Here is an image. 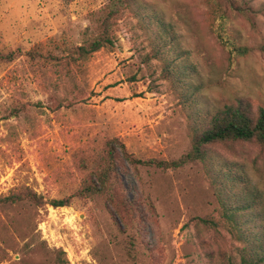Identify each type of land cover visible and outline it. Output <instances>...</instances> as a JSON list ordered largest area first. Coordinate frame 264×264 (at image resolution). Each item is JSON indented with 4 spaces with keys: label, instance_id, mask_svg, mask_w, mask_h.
<instances>
[{
    "label": "rangeland",
    "instance_id": "374dc122",
    "mask_svg": "<svg viewBox=\"0 0 264 264\" xmlns=\"http://www.w3.org/2000/svg\"><path fill=\"white\" fill-rule=\"evenodd\" d=\"M108 1L0 0V198L26 188L46 201L73 197L108 138L139 159L174 161L225 106L264 108V0H248L252 20L226 0H135L114 46L76 69L81 100L53 112L45 77L68 48L93 39ZM151 13L173 25V40L147 24ZM214 30L251 52L231 55ZM140 177L125 181L130 197L151 200L156 215L143 204L142 227L125 233L98 197L0 207V264H242L251 240L264 245L257 147H216L204 162L141 168Z\"/></svg>",
    "mask_w": 264,
    "mask_h": 264
},
{
    "label": "trees",
    "instance_id": "16d2710c",
    "mask_svg": "<svg viewBox=\"0 0 264 264\" xmlns=\"http://www.w3.org/2000/svg\"><path fill=\"white\" fill-rule=\"evenodd\" d=\"M226 2L232 11L252 20L254 11L248 0H226ZM134 3L135 0H109L97 19L93 39L68 48L63 57L57 58L58 62L53 67L52 76L45 77L49 84L53 112L71 106L73 102L70 97L73 95L75 99L81 100L83 93L80 94L76 69L82 67V64L92 55L114 46V32L118 20ZM151 16L152 19H149L147 24L158 25L163 31L160 36L165 35L173 40V25L164 23L156 13H151ZM226 17L227 13L218 21L224 22ZM213 32L221 45L231 48V55L245 56L251 52L249 48L235 46L230 40H226L222 34L223 31L214 30ZM259 51L264 55V47H261ZM188 70H190L191 78H195L196 75H192L195 69L188 67ZM55 76L59 77L60 83L54 84L53 80L57 79ZM240 145L257 147L264 156V108H260L255 113L252 107L245 103L225 106L210 119L207 127L193 135L190 152L174 161L139 159L129 151L120 138H108L98 152L94 169L88 170L73 197L46 201L34 190L26 188L0 198V207L29 204L41 211L48 206L55 209L70 207L72 198L92 200L98 197L104 200L118 228L125 233L138 228L140 224L142 227L143 204L156 215V209L151 200L147 202L148 204L146 202L138 204L136 199L130 197L128 187L125 185L126 180L141 181V168H155L163 172L176 171L189 164L204 162L213 148L234 150ZM81 166L83 170L89 169V164L84 160L81 161ZM242 186L245 189L248 188V184ZM256 218L264 224V213L258 214ZM233 221L235 220L231 222ZM203 222L208 224L207 220ZM236 230L238 231L237 228ZM258 238L264 240V232L259 234ZM248 245L244 248L245 256L242 258V264H264V257L258 251L259 249L264 251V245L259 244L258 240H251ZM55 264H63V261L59 258Z\"/></svg>",
    "mask_w": 264,
    "mask_h": 264
}]
</instances>
